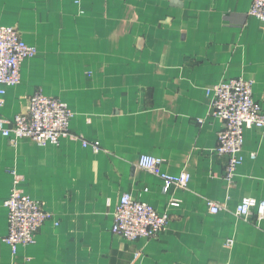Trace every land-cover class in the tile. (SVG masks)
I'll return each instance as SVG.
<instances>
[{
  "label": "crops",
  "instance_id": "crops-1",
  "mask_svg": "<svg viewBox=\"0 0 264 264\" xmlns=\"http://www.w3.org/2000/svg\"><path fill=\"white\" fill-rule=\"evenodd\" d=\"M250 6L0 0V25L36 50L20 67V83L7 89L0 115L26 112L41 92L68 105L70 133L79 138L40 147L0 137V238L13 189L52 216L34 244L15 253L0 244V264H264V218L234 215L242 198L264 201V136L244 132V162L227 182L214 153L223 125L210 117L206 94L224 80H252L264 111V24L248 15ZM82 141L98 142L100 151ZM141 156L159 158L166 174L188 173L189 184L164 192L158 176L138 167ZM125 193L170 216L157 239L129 242L111 233ZM209 202L220 205L219 214L209 213Z\"/></svg>",
  "mask_w": 264,
  "mask_h": 264
},
{
  "label": "built area",
  "instance_id": "built-area-1",
  "mask_svg": "<svg viewBox=\"0 0 264 264\" xmlns=\"http://www.w3.org/2000/svg\"><path fill=\"white\" fill-rule=\"evenodd\" d=\"M248 15L264 24V0H251ZM34 56L35 48L26 44L15 28L0 25V109L4 105L7 89L20 83L22 63ZM253 84L252 80L229 79L206 88V94L211 97L210 117L220 120L223 125L217 134L214 153L224 160V178L229 183L233 182L235 171L245 159L244 132L257 129L264 136V111L253 97ZM73 116L74 113L64 102L35 92L29 99L26 112L11 119L0 115V137L12 146L23 139H31L40 147L58 146L64 139H79L70 133ZM82 146L89 147L95 154L100 151L96 141H82ZM249 158L253 160L255 154H249ZM138 167L158 176L164 192L173 187L184 189L190 182V175L186 172L177 175L164 173L162 161L153 156H141ZM11 176L16 184L19 179L14 172ZM176 205L175 202L170 203L172 207ZM4 207L7 211V233L0 238V244L7 246L12 253L20 246L34 244L41 226L52 219L39 202L15 189L11 190ZM208 211L217 215L221 207L209 202ZM234 214L245 221L253 218L259 222L264 218V201L242 198ZM169 220L167 213H158L151 205L125 193L118 200L111 233L129 242L154 240L164 232ZM54 225L58 226V223Z\"/></svg>",
  "mask_w": 264,
  "mask_h": 264
},
{
  "label": "rangeland",
  "instance_id": "rangeland-1",
  "mask_svg": "<svg viewBox=\"0 0 264 264\" xmlns=\"http://www.w3.org/2000/svg\"><path fill=\"white\" fill-rule=\"evenodd\" d=\"M235 215V214H234ZM225 247L228 248V250H230V248L232 247V242L231 241H227L225 242Z\"/></svg>",
  "mask_w": 264,
  "mask_h": 264
}]
</instances>
